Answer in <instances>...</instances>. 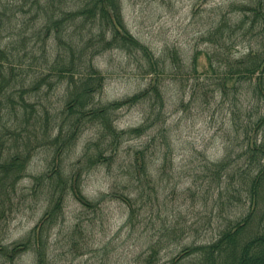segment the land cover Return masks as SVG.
I'll use <instances>...</instances> for the list:
<instances>
[{
    "label": "trees",
    "instance_id": "trees-1",
    "mask_svg": "<svg viewBox=\"0 0 264 264\" xmlns=\"http://www.w3.org/2000/svg\"><path fill=\"white\" fill-rule=\"evenodd\" d=\"M200 35L197 45L208 46L205 72L224 68L226 81L233 80L242 147L236 153V147L225 146L216 161L201 154L195 170L197 196L212 199L210 214L213 207L218 211L210 218L224 223L215 237L184 246L167 264H264V0L230 2L216 24ZM255 39L260 42L256 47ZM239 45L244 50L238 51ZM114 50L132 59L150 80L139 92L102 102L98 97L106 76L95 58ZM199 53L195 49L190 67L185 66L195 86ZM166 65L170 71L183 70L179 50L165 47L155 55L127 28L121 0H0L1 262L13 264L30 253L34 264H51L52 229L68 197L92 211L117 200L127 208L126 225L134 226L145 205L139 193L143 181L156 193L145 152L160 155L161 169L173 163L162 89ZM138 105L145 107L143 121L118 128V113ZM90 129L93 137L73 160L79 139ZM144 135L143 148L125 147ZM40 151L46 153V166L31 175V162ZM122 152L127 158L118 162ZM116 163L127 177L125 185L115 182L119 191L113 188L90 199L83 190L87 175L100 167L109 172ZM25 178L31 179L29 192L21 188ZM30 197L44 202L42 215L23 237L5 243L9 221ZM175 233V227L164 224L158 239L137 258L142 264L156 263L161 249L176 242ZM161 235L173 236L165 245Z\"/></svg>",
    "mask_w": 264,
    "mask_h": 264
},
{
    "label": "rangeland",
    "instance_id": "rangeland-1",
    "mask_svg": "<svg viewBox=\"0 0 264 264\" xmlns=\"http://www.w3.org/2000/svg\"><path fill=\"white\" fill-rule=\"evenodd\" d=\"M232 1L240 0H121L124 22L129 31L155 55H162L165 47L176 48L184 63V71L178 72L170 71V65L165 66L167 74L162 88L166 101V134L173 163H166L161 169L164 161L160 160V155L150 150L145 152L150 158L148 174L153 178L151 184L155 186L156 193L154 190L151 192L143 181L145 184L140 186L139 193H142L140 202L145 205L138 210L140 213L132 227L126 225V206L117 200L104 202L99 209L92 211L68 197L64 214L52 229L51 264H142L138 255L158 239L164 224L176 228V242L169 244L173 235L163 238L161 235V242L169 245L161 249L158 261L153 264H167L184 246L209 241L216 236V228L224 221L210 218L218 211L217 207H213L214 213L210 214L212 199L204 201L200 198L204 196H197L200 181L195 170L201 154L216 161L225 154V146L236 147L238 153L243 136L238 134L237 129V108L232 100L234 88H231L233 80L226 81L224 68L216 69L217 73L205 72L208 69V46L201 42L197 45V39L216 24ZM252 44L256 47L260 42L255 39ZM243 47L239 45L237 50L242 51ZM195 49L200 51L197 57V86L193 74L186 71ZM95 64L106 76L98 97L102 102L139 92L150 80V76L143 75L132 59L118 50L98 56ZM144 110L145 107L140 105L123 109L118 113L116 126L127 129L139 125L144 119ZM91 137V129L81 136L75 152L70 156L73 160ZM146 137L132 139L125 143V147L143 148ZM163 149L166 150L165 146ZM126 158L127 154L122 152L118 162ZM45 161L46 153L38 152L31 162L29 174L43 170ZM115 182L120 187L127 182L118 163L109 172L100 167L87 175L83 190L90 199H94L99 193L110 192L113 188L119 191ZM30 185V178L21 182L25 192H29ZM238 210L237 206L233 207L235 213ZM43 211L44 202H35L30 197L9 221L4 242L10 243L23 237ZM0 264L8 263L0 261ZM13 264H34L33 256L25 254Z\"/></svg>",
    "mask_w": 264,
    "mask_h": 264
}]
</instances>
